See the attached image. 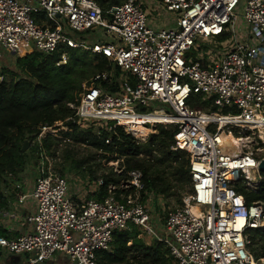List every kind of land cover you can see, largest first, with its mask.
I'll use <instances>...</instances> for the list:
<instances>
[{
    "label": "built area",
    "instance_id": "built-area-1",
    "mask_svg": "<svg viewBox=\"0 0 264 264\" xmlns=\"http://www.w3.org/2000/svg\"><path fill=\"white\" fill-rule=\"evenodd\" d=\"M61 46L107 60L67 103L73 114L65 120L81 129L121 126L137 142L157 125H173L171 149L187 153L190 189L157 234L140 170L109 182L97 199L86 196L99 193L103 177L39 167L33 181L14 183V202L1 212L28 227L0 236V259L23 255L21 264H42L62 254L71 264H98L96 251L110 250L113 232L135 228L144 241L164 242L172 264H264L246 233L264 229V206L246 204L235 187L257 191L264 182V0H122L106 9L97 0H0V68L3 56ZM191 94L217 110L191 108ZM138 124L146 134L136 133ZM59 125H40L38 141ZM27 200L33 205L23 217Z\"/></svg>",
    "mask_w": 264,
    "mask_h": 264
},
{
    "label": "trees",
    "instance_id": "trees-1",
    "mask_svg": "<svg viewBox=\"0 0 264 264\" xmlns=\"http://www.w3.org/2000/svg\"><path fill=\"white\" fill-rule=\"evenodd\" d=\"M120 1L97 0L102 9ZM62 52L66 53V60L58 63L62 60ZM14 64L15 70L0 68V210L8 208L14 199L11 190L8 189L7 195L2 191L6 177L11 175L12 179L17 178L33 153L45 151L49 154L51 146L61 139L47 134L40 142L36 140L28 151L22 152L24 141L35 140L40 125H52L57 121L70 129L61 131L68 140L92 148L105 162L118 161L121 172L117 174L107 167L108 173L101 174L104 185L94 195L95 198L101 199L106 195L109 182L119 184L128 171L138 169L142 173V200L148 193L164 197L177 193L176 200L181 203L182 192L190 189L189 160L185 151L171 149L176 130L173 125H157V133L140 143L121 126L109 130L100 128L95 133L92 128L81 129L70 120H65L73 114L67 103L75 102L82 84L107 68L104 57L61 46L50 54L38 51L23 53ZM187 104L197 110H217L211 100L202 101L200 94H191ZM89 160L73 161L71 165L80 167L90 163ZM94 171L89 165L84 168V172L93 178L97 176ZM235 187L243 194L246 204L259 201L264 206V182L257 191L249 190L241 183ZM246 233L250 239V252L255 258H264V229L249 228ZM1 235H4V231L0 228ZM11 256L21 261L25 257ZM96 260L98 264H172L164 242L154 239L146 244L138 237L135 228L113 232L110 250H97Z\"/></svg>",
    "mask_w": 264,
    "mask_h": 264
},
{
    "label": "rangeland",
    "instance_id": "rangeland-1",
    "mask_svg": "<svg viewBox=\"0 0 264 264\" xmlns=\"http://www.w3.org/2000/svg\"><path fill=\"white\" fill-rule=\"evenodd\" d=\"M242 8H243V4L241 3L238 7V10H236V14L239 17L238 27L244 30L245 26H244V23L241 17V13L243 10ZM194 54H195L194 51H190V55H194ZM16 58L17 57L13 55L3 56L2 61H1L2 67L15 70L16 68H15L14 63H15ZM64 59L66 60V55ZM64 62L65 61H62V63ZM95 62L96 61H93V63ZM7 77L9 78V76ZM101 127H104V126L95 124L91 128L95 133H98V130ZM136 128H137L136 133L138 135L146 134L145 129H142L137 126ZM156 128H154V131L157 130ZM54 130H55L54 133H52L51 135L56 134V137L61 139V141L58 144H53L51 146L49 154H47L45 151L43 153H38V152L33 153L34 155L28 159V162L26 163L24 169L19 173L17 178L12 179L11 175L7 176L6 182H5L6 185L5 186L2 185L1 187L2 191L6 195L9 190L13 189V185L17 180H22L26 178L28 180L33 181L37 177L39 167H42V166L44 167L46 165L51 167L57 173L67 174L72 177L76 176L78 177V179L81 177L82 180H84L83 178L86 176H88V179H96L100 177L102 173H108L109 169H107V167H111L113 171L119 170L118 161L105 162L104 159H100V156L98 154H95V151L92 148L87 147L83 144L68 140L66 136L61 134V131L62 132L69 131V130H65L64 126L59 125ZM36 140L38 141L37 138L33 140L32 142L26 140L28 141V147L25 151H28L29 148L33 146L32 144H35ZM140 143H144V142H140ZM85 158L90 159L89 160L90 163H86L80 167H75L71 165L73 161L82 160ZM87 165H89L91 168L95 170L94 172L97 175L95 178H93L92 175H89L88 172H84V168H86ZM71 187H73L72 184H71ZM176 195L177 193L172 194L169 197H164L162 195L161 197H156L154 193H150L149 196L146 195V198L143 199V202L150 209H152L151 213L153 214V216L155 217L154 219L157 220L159 225L164 223V219L168 211H170L171 209H173L175 206L179 204L178 201L176 200ZM182 195H183V192H182ZM1 211L2 210H0V219L2 218ZM154 219L152 218V220ZM155 220L154 222H156ZM159 225L158 227L159 229H161ZM158 227H155V228H158ZM0 264H21V260L18 257L6 255L0 259Z\"/></svg>",
    "mask_w": 264,
    "mask_h": 264
},
{
    "label": "crops",
    "instance_id": "crops-1",
    "mask_svg": "<svg viewBox=\"0 0 264 264\" xmlns=\"http://www.w3.org/2000/svg\"><path fill=\"white\" fill-rule=\"evenodd\" d=\"M92 188V187H91ZM12 193L14 194L13 189H11ZM95 194L90 192L89 194H87L86 198H93ZM157 197V194H155ZM14 202L13 201L10 202V204ZM33 202L31 200H27L25 202V207L22 210V214L23 217L30 212V210L27 209V207L32 206ZM152 210V209H150ZM2 212V211H1ZM153 212V211H152ZM152 218L154 219L155 217L152 214ZM155 220V219H154ZM153 221V228L155 229V231L157 232V234H161L162 230H163V224L159 225V223L157 222V220H155L156 222ZM158 225L161 227V229H159ZM28 227L27 223L25 222V220L22 221V219H16V220H4V219H0V228L2 231H4V235H8V236H17L19 235L21 232H23L26 228ZM158 227V228H155ZM154 239H156L155 237H151L146 238L145 239V243L146 244H150ZM42 264H71V262L69 261V259L62 255V254H57L55 256L54 261H48V262H43Z\"/></svg>",
    "mask_w": 264,
    "mask_h": 264
},
{
    "label": "water",
    "instance_id": "water-1",
    "mask_svg": "<svg viewBox=\"0 0 264 264\" xmlns=\"http://www.w3.org/2000/svg\"><path fill=\"white\" fill-rule=\"evenodd\" d=\"M28 147V141H24L23 146L21 148L22 152H24ZM259 169L264 172V160L261 161L259 165Z\"/></svg>",
    "mask_w": 264,
    "mask_h": 264
},
{
    "label": "bare ground",
    "instance_id": "bare-ground-1",
    "mask_svg": "<svg viewBox=\"0 0 264 264\" xmlns=\"http://www.w3.org/2000/svg\"><path fill=\"white\" fill-rule=\"evenodd\" d=\"M23 53H26V51L25 50H21V54H23ZM137 127H140L142 129H144V127L142 125H140V124H138ZM225 140H226L225 142H227V143H232L233 142V139L230 136H227V138Z\"/></svg>",
    "mask_w": 264,
    "mask_h": 264
}]
</instances>
